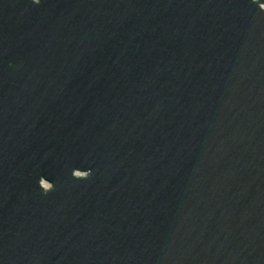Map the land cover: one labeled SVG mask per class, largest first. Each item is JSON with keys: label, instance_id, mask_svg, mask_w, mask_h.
Wrapping results in <instances>:
<instances>
[{"label": "water", "instance_id": "water-1", "mask_svg": "<svg viewBox=\"0 0 264 264\" xmlns=\"http://www.w3.org/2000/svg\"><path fill=\"white\" fill-rule=\"evenodd\" d=\"M0 264H264V0H0Z\"/></svg>", "mask_w": 264, "mask_h": 264}, {"label": "clouds", "instance_id": "clouds-1", "mask_svg": "<svg viewBox=\"0 0 264 264\" xmlns=\"http://www.w3.org/2000/svg\"><path fill=\"white\" fill-rule=\"evenodd\" d=\"M40 0H33V3L39 4ZM90 175L89 171H80V170H74L72 172V176L75 179L82 180V179H87ZM43 182V183H42ZM42 184V187H41ZM39 187L45 192L48 193L53 190L54 185L49 182L47 179L41 178L39 180Z\"/></svg>", "mask_w": 264, "mask_h": 264}]
</instances>
